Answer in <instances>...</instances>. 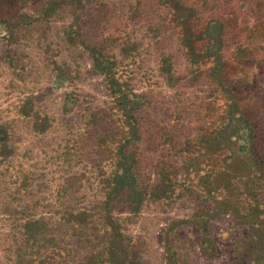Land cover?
I'll return each mask as SVG.
<instances>
[{
	"label": "rangeland",
	"instance_id": "1",
	"mask_svg": "<svg viewBox=\"0 0 264 264\" xmlns=\"http://www.w3.org/2000/svg\"><path fill=\"white\" fill-rule=\"evenodd\" d=\"M0 264H264V0H0Z\"/></svg>",
	"mask_w": 264,
	"mask_h": 264
}]
</instances>
